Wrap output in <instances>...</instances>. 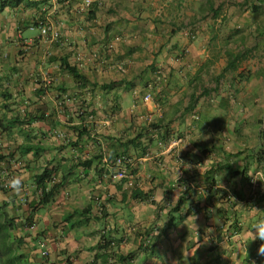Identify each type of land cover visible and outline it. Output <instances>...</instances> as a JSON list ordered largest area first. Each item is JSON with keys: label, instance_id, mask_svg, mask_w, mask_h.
<instances>
[{"label": "crops", "instance_id": "crops-1", "mask_svg": "<svg viewBox=\"0 0 264 264\" xmlns=\"http://www.w3.org/2000/svg\"><path fill=\"white\" fill-rule=\"evenodd\" d=\"M182 1L0 0V175L23 178L29 264H264L248 242L264 218V58L224 71L247 43L184 27L200 6L180 16ZM120 155L133 187L107 160ZM47 164L61 186L31 212Z\"/></svg>", "mask_w": 264, "mask_h": 264}, {"label": "trees", "instance_id": "trees-1", "mask_svg": "<svg viewBox=\"0 0 264 264\" xmlns=\"http://www.w3.org/2000/svg\"><path fill=\"white\" fill-rule=\"evenodd\" d=\"M236 5L242 10H248L252 18H255L257 22H255L256 24H254L253 29L251 27V32L252 34L254 33V45H252L251 47L239 49L237 52L226 51L227 64L224 68V71L229 69L235 70L239 64L247 59L248 55L254 49H257L262 45L263 49L261 48L260 51H262L263 53L260 52L258 56L259 58H264V0H242ZM222 6V3L218 4L213 0H206L204 3H202L198 10L199 12L203 13V16H210L212 19H215L221 15ZM230 31L231 34H229V32L228 34L234 36H238V33L240 32L238 27L232 28ZM229 35L227 36V38H224L223 45L227 43L225 41L229 39ZM244 39V35L239 36L240 44L242 43V45H245ZM64 67L74 77L81 80L84 79V76L80 72H78L77 67H75L74 65L66 63ZM242 75L243 73L241 74V76ZM74 130L77 132L78 137H83L84 135L88 134V130L85 126L82 125L74 127ZM261 145L263 146L264 142H262ZM32 148L34 147L27 146L26 152L31 151ZM35 148L39 150V147ZM24 153L25 152L21 151V154ZM2 159H4V157L0 155V160ZM115 159L116 156H110L107 158V160H109V163H115ZM256 160L264 162L263 148L256 152ZM88 162L89 161L83 162V166L88 165ZM223 168L228 169L233 175L239 173L238 170L234 169L230 165H224ZM3 170L7 171V169L5 168H3ZM11 178V175H9L8 173L0 175V191L2 193H8L9 190H11L7 187L8 181ZM33 184L35 199L30 200L26 203L31 212H34L40 206L50 202L61 186V182H57L55 180V167L51 166V164H47L42 168L40 172L35 174L33 178ZM12 194L13 193H11V196L8 195V197H10L9 201L3 200L2 202H0V264H29L31 262V249L28 243L29 240L27 238L30 237L31 234L28 230V227L32 225L34 220L31 214L24 218L22 217V213L19 216L15 215L14 210L19 209L20 207L19 205L15 204L16 198L14 194ZM182 200L183 199L181 198L174 206V208H178L179 203L182 202ZM85 210L86 209H82L80 210V212H85ZM71 216L72 215L67 216L65 220H68ZM101 240V246L103 248L106 247L108 245L106 240L103 237Z\"/></svg>", "mask_w": 264, "mask_h": 264}, {"label": "rangeland", "instance_id": "rangeland-1", "mask_svg": "<svg viewBox=\"0 0 264 264\" xmlns=\"http://www.w3.org/2000/svg\"><path fill=\"white\" fill-rule=\"evenodd\" d=\"M205 1L206 0H183L181 3L182 5L181 9L179 10V13H180L179 15L186 17V15L189 14L190 11H192L193 7H197V4L201 6L202 3H204ZM213 1H215L218 4L219 3L223 4L221 15L217 17L218 18L217 21L216 20L214 21L210 16H203V13L199 12L198 10L197 17H196L197 23H195V25H191V24H188V22L186 21V25L184 27L190 28L191 31L192 29H194L195 32L198 30L206 32V29L209 28V24H212L211 27L215 26V34L217 35V40L218 38L220 39L219 42H220L221 47L224 42V37L226 35H229L228 32L232 29V27L233 28L238 27L240 34L238 33V36L236 37L235 41H233L234 42L233 45L230 46L229 44V47H233L234 49H236L237 46L234 47L235 46L234 44H237L236 42L239 40L240 35L245 36L244 43H247V47L248 46L251 47L252 45H254V39H253L254 33L252 34L251 27L253 29L254 24H256L257 22L255 18L254 19L252 18L248 10L246 9L242 10L236 5L242 0H213ZM84 10L85 9H83L82 11ZM216 46H218V43ZM261 48L263 49V45L259 46L257 49H254L248 55L247 58L249 59L250 62L248 63L249 66L248 65L246 66L252 69L253 66L259 65L260 61H259V57L257 56V52Z\"/></svg>", "mask_w": 264, "mask_h": 264}, {"label": "clouds", "instance_id": "clouds-1", "mask_svg": "<svg viewBox=\"0 0 264 264\" xmlns=\"http://www.w3.org/2000/svg\"><path fill=\"white\" fill-rule=\"evenodd\" d=\"M186 145H188V144H184L183 147H178V151L176 152V157L180 153V151L185 148ZM179 162H181V161H179ZM178 169L179 168H177V179L179 176ZM219 183H220V181H219ZM7 187L10 188L12 193H14V194L21 193L23 191V187H24L23 178L19 177V176L11 178L8 181ZM220 187H223V185L220 184ZM255 240H260V241L264 242V218L258 219L251 226V231L248 234V242L249 241H255ZM245 253L247 255L246 247H245ZM257 254L264 256V243H261V245L257 249ZM253 264H255V262H253Z\"/></svg>", "mask_w": 264, "mask_h": 264}, {"label": "built area", "instance_id": "built-area-1", "mask_svg": "<svg viewBox=\"0 0 264 264\" xmlns=\"http://www.w3.org/2000/svg\"><path fill=\"white\" fill-rule=\"evenodd\" d=\"M91 2H92L91 0H83L82 4L80 5V9L87 10L90 7ZM40 31L43 34L49 33L52 38H56L58 36V32L52 27V24L49 22L42 23L40 26ZM143 98H144V101L149 100L150 94L147 93ZM115 164L119 166L117 172L115 173V176L121 179L128 178V185L133 187L135 183L132 179V173L128 169V166H127L128 165L127 157L125 155H120L116 157Z\"/></svg>", "mask_w": 264, "mask_h": 264}]
</instances>
